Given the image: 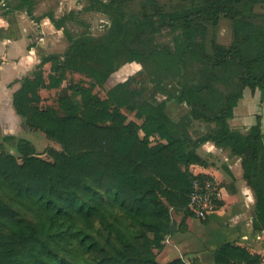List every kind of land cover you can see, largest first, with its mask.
Here are the masks:
<instances>
[{"label":"trees","instance_id":"1","mask_svg":"<svg viewBox=\"0 0 264 264\" xmlns=\"http://www.w3.org/2000/svg\"><path fill=\"white\" fill-rule=\"evenodd\" d=\"M149 1L152 10L147 1L128 12L121 0H85L81 11L108 18L100 34L68 28L80 11L48 14L68 44L19 80L12 103L24 128L43 133L60 148L47 149L44 158L29 140L18 138V157L0 150V264H187L178 257L160 263L156 256L165 238L184 230L185 217L192 215L188 196L196 176L189 166L202 162L196 147L206 140L241 157L255 195L253 228L264 230L261 117L244 133L228 123L245 87L264 89V14L254 11L264 0H203L172 10ZM33 4L18 0L13 7L33 17ZM221 17L231 22L229 45L208 33L207 25L215 26ZM163 25L171 41L156 43L153 34ZM127 62L141 68L111 86L105 98L94 92ZM67 73L81 74L89 83L61 89L62 114L42 107L40 89H57ZM146 84L148 95L135 103ZM168 101L184 104L185 114L169 117ZM124 107L140 122L128 120ZM194 120L212 127L192 138ZM175 215L182 216L179 223ZM214 261L258 264V257L224 243Z\"/></svg>","mask_w":264,"mask_h":264},{"label":"crops","instance_id":"2","mask_svg":"<svg viewBox=\"0 0 264 264\" xmlns=\"http://www.w3.org/2000/svg\"><path fill=\"white\" fill-rule=\"evenodd\" d=\"M17 2L8 0V8L4 0L0 1V131L21 138L31 131L22 126V119L12 103V94L19 88L21 78L31 77L46 55L63 52L66 44L62 30L57 29L48 17L50 13L56 18L61 16L56 15L57 11L44 10L39 5L41 0H33L32 15L39 18L35 21L25 9L13 7ZM42 70L46 77L49 63H45ZM170 88L177 89L174 84ZM50 90L40 89L41 98L44 91ZM157 98L160 100L164 96ZM180 108L184 110L178 113ZM185 112L184 104L166 103L165 113L169 117L176 118ZM257 116L261 117L264 133V89L245 87L233 108V116L228 119L229 126L244 133L256 123ZM211 127L210 123L194 120L189 134L197 138ZM153 139L157 136H152ZM196 153L202 162L191 164L190 172L196 177L207 176L214 180L220 190V199L205 220L193 215L185 217V229L165 238L163 247L157 251V260L162 257L161 263H166L178 257L187 264H215V251L224 243H234L259 257L264 253V230L253 228L255 195L243 176L241 157L211 140L196 147ZM175 220L179 223L182 216L175 215Z\"/></svg>","mask_w":264,"mask_h":264},{"label":"rangeland","instance_id":"3","mask_svg":"<svg viewBox=\"0 0 264 264\" xmlns=\"http://www.w3.org/2000/svg\"><path fill=\"white\" fill-rule=\"evenodd\" d=\"M123 4V9L128 12L140 10L141 8V2H147L149 8L153 9V3L149 0H121ZM203 0H154L156 3V6L158 8H161L163 10H172L176 8H183V7H189L194 4L202 3ZM85 0H41L40 7L44 10H50L54 9L53 11H57L56 15H62L64 13H67L70 10H76L80 11V14L78 15L77 21H68V28L74 32L78 33L80 31L88 30L92 32L93 34H100L104 31L105 27L108 24V18L106 15L95 12V11H81V8L84 6ZM254 11L256 13L264 14V5H257L254 8ZM208 26V33L214 34L215 39L217 42L229 45V43L232 41V28H231V22L226 17H221L218 21V23L215 26H212L210 24ZM62 39L65 42L66 46L68 44V41L65 37V35L62 33ZM153 39L156 43H169L171 41V33L169 32V27L166 25H163L161 30L159 32H156L153 34ZM59 48V47H58ZM141 68V64L137 62H127L120 66L116 71H114L104 82L102 86H97L94 89V92L97 93L101 98L106 97L107 90L113 86L115 83L119 81H123L128 76L134 74L136 71H138ZM73 83H84L88 84L89 79L85 76L78 74V73H67L65 78L63 79L60 87L57 89H51L50 91H44L43 99L40 105L42 107H52L54 108L59 114H62L63 111L60 107V103L58 100V97L60 95L62 88H67ZM171 87V82H166ZM150 85L144 86V92L137 96L135 103L140 102L144 97L148 95V91H150ZM71 93V91H69ZM68 92V93H69ZM157 97L162 98L163 95L158 94ZM184 110V108H180L177 112L181 113ZM122 112L127 115L128 120L129 119H136L133 115V112H131L127 108H122ZM140 121V120H139ZM20 138V137H18ZM18 138L16 135H12L11 133H5L0 131V144L2 147H0V150H3L5 153H12L15 156H19V153L16 148L17 140ZM21 138H25L29 140L35 147V151L42 157L46 158L48 155L46 154V150L49 148H55L59 149V145L47 137L43 135V133L39 131H31L30 133L25 132ZM155 139V138H154ZM153 139V142L156 141ZM162 257L160 258L161 263Z\"/></svg>","mask_w":264,"mask_h":264},{"label":"built area","instance_id":"4","mask_svg":"<svg viewBox=\"0 0 264 264\" xmlns=\"http://www.w3.org/2000/svg\"><path fill=\"white\" fill-rule=\"evenodd\" d=\"M188 210L193 216L205 220L217 206L220 190L210 177L198 176L192 179ZM258 264H264V253L258 257Z\"/></svg>","mask_w":264,"mask_h":264}]
</instances>
